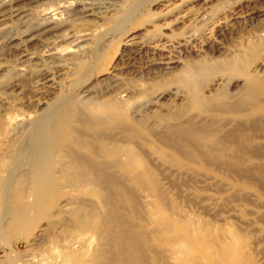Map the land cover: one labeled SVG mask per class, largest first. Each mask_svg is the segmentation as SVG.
I'll return each instance as SVG.
<instances>
[{
  "label": "rangeland",
  "instance_id": "1",
  "mask_svg": "<svg viewBox=\"0 0 264 264\" xmlns=\"http://www.w3.org/2000/svg\"><path fill=\"white\" fill-rule=\"evenodd\" d=\"M66 1L75 3V8L60 14L59 22L51 27L42 21V13L54 10L65 0H0V124L6 118L14 120L13 134H10L13 136L6 137L8 140L0 138V142H4L0 143V211L3 196L9 197L18 188L11 184L12 181L5 180L13 171L10 168L16 157L13 150L34 137L43 139L46 136V130L37 126L60 100L76 98L89 105L111 99L116 90L120 93V101L127 102L129 115L137 112L136 121L157 130L156 113L167 114L182 109L186 94L176 85L163 87L152 97L162 95L157 103L160 105L147 110L151 99L145 92L152 85L163 84L175 77L186 79L191 69L200 73L205 64H222L221 73L209 78L199 76L197 82L206 97L223 91L235 100L245 94L244 80L225 66L252 45L257 47L252 68L260 65L255 68L257 75L264 76V0ZM88 105L83 107L85 111L93 108ZM201 119L210 120L206 116ZM219 121L227 129L244 123L227 116ZM261 131L257 141L264 145V127ZM8 144H12L10 148ZM163 167L166 175L193 179L189 187L179 190L182 194L178 193V196L167 190L166 198L180 211L176 215L178 218L179 215L190 218L196 226L207 222L223 236L234 231H250L251 249L257 255V264H264V225L256 223V217L264 213V185H258V190L243 189L239 177L226 175L221 179L215 174L198 172L180 175L172 168ZM53 170L50 173L57 176ZM15 173L18 172L14 171L13 175ZM44 184L28 185L25 189L27 201L31 202ZM163 184L168 185L167 181ZM62 189L66 195L60 201L65 210V225L62 222L52 224V230L60 233L57 244L44 243L47 231L45 236L40 231L45 223H36L32 213L25 215V223L15 234L6 230L7 221L2 220L0 250L4 252L0 255V264H10L13 260L19 261L18 264H61L63 243L65 253L83 247L87 256L97 247L95 238L88 234L72 235L82 246L71 242L74 226L67 213L75 208L73 201L77 197V188ZM136 195L147 227L151 228L159 218L157 207L147 192L139 190ZM187 197L194 200L192 205L185 202ZM243 198L249 199V205L243 203ZM34 240L36 244L32 245ZM10 256L16 259L12 260Z\"/></svg>",
  "mask_w": 264,
  "mask_h": 264
},
{
  "label": "bare ground",
  "instance_id": "2",
  "mask_svg": "<svg viewBox=\"0 0 264 264\" xmlns=\"http://www.w3.org/2000/svg\"><path fill=\"white\" fill-rule=\"evenodd\" d=\"M75 5L66 0L63 4L59 2L54 10L42 13V21L47 26H55L59 22L58 16ZM256 53V46H248L242 55L225 66L244 80L245 94L235 100L223 91L206 97L197 82L199 76L209 78L221 73L222 64H205L200 73L191 69L186 79L175 77L148 88L145 95L151 100L147 110L155 108L162 95L152 97L163 87L176 85L186 94L182 109L167 114L156 113L157 130L136 121L134 110L129 115L127 102L120 101V93L116 90L112 93L113 98L89 104L93 108L87 111L83 107L88 104L78 102L76 98L58 101L54 110L49 108L52 111L46 117L40 116L37 127L47 132L43 139L34 137L29 143H22L19 149L13 145L16 147L13 150L16 157L10 167L13 171L5 180L12 181L11 184L18 188L2 199L0 221H7L6 230L17 233L25 223V215L32 213L36 223H45L40 231L42 236L47 231L44 243L56 245L60 233L52 230V224L62 222L65 225V210L60 201L66 195L62 188H77V197L73 201L75 208L67 211L74 226L71 236L88 234L95 238L97 247L89 256L83 247L65 253L66 246L61 240L64 245L61 246V264H257V255L251 249L250 231L227 232L223 236L207 222L196 226L190 218L180 215L178 218L180 211L166 198L167 190L178 196L179 190L189 187L193 179L163 172V166H166L180 175L198 172L215 174L221 179L226 175L239 177L243 189L258 190V185H264V145L257 141V134L264 127V76L257 75L255 68L260 65L252 68ZM203 116L210 120H202ZM226 116L244 123L227 129L219 121ZM13 122L6 118L0 124V138L13 136L10 135ZM8 145L10 148L12 144ZM53 168L57 176L50 173ZM14 171L18 173L13 175ZM42 175L45 177L41 178ZM163 181L168 185L164 186ZM43 182L42 191L34 193L31 202L27 201L26 187ZM87 187L91 189L88 191ZM139 190L152 197L159 212V218L151 228L147 227L136 195ZM187 200L188 197L185 202L193 204L194 200ZM242 201L247 205L249 199ZM256 218V223L264 225V213ZM71 242L82 246L74 239ZM3 252L0 250V255ZM10 259L16 257L10 256ZM18 263L17 260L10 262Z\"/></svg>",
  "mask_w": 264,
  "mask_h": 264
}]
</instances>
